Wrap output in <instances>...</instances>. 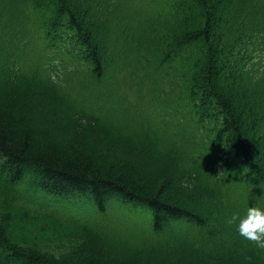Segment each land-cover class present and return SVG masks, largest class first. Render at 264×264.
Segmentation results:
<instances>
[{
  "label": "trees",
  "instance_id": "16d2710c",
  "mask_svg": "<svg viewBox=\"0 0 264 264\" xmlns=\"http://www.w3.org/2000/svg\"><path fill=\"white\" fill-rule=\"evenodd\" d=\"M248 204L264 0H0V264H264Z\"/></svg>",
  "mask_w": 264,
  "mask_h": 264
},
{
  "label": "clouds",
  "instance_id": "9594fccd",
  "mask_svg": "<svg viewBox=\"0 0 264 264\" xmlns=\"http://www.w3.org/2000/svg\"><path fill=\"white\" fill-rule=\"evenodd\" d=\"M226 222L234 225L237 233L264 248V206L248 204L242 210L233 212Z\"/></svg>",
  "mask_w": 264,
  "mask_h": 264
},
{
  "label": "rangeland",
  "instance_id": "374dc122",
  "mask_svg": "<svg viewBox=\"0 0 264 264\" xmlns=\"http://www.w3.org/2000/svg\"><path fill=\"white\" fill-rule=\"evenodd\" d=\"M23 228H21L20 229V231H22L28 238H30V237H34V240L35 241H39L40 242V239H37L36 240V237H37V235H38V233H41L40 231H42V230H39V229H41V227L42 226H38V227H36V226H33L34 228H31L30 229V226L28 227V225H26V223H23ZM27 226V227H26ZM27 233V234H26ZM42 234V233H41ZM26 237V238H27ZM26 240V239H25ZM32 239H29L28 240V242H31L32 244H34V243H36V242H32L31 241ZM21 241V240H20Z\"/></svg>",
  "mask_w": 264,
  "mask_h": 264
}]
</instances>
